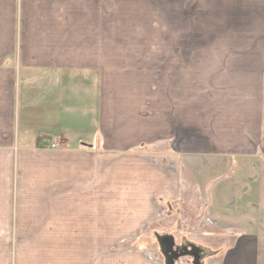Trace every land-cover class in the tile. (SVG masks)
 Listing matches in <instances>:
<instances>
[{"label": "crops", "instance_id": "crops-1", "mask_svg": "<svg viewBox=\"0 0 264 264\" xmlns=\"http://www.w3.org/2000/svg\"><path fill=\"white\" fill-rule=\"evenodd\" d=\"M184 257L264 264V0H0V264Z\"/></svg>", "mask_w": 264, "mask_h": 264}, {"label": "rangeland", "instance_id": "rangeland-1", "mask_svg": "<svg viewBox=\"0 0 264 264\" xmlns=\"http://www.w3.org/2000/svg\"><path fill=\"white\" fill-rule=\"evenodd\" d=\"M165 225L166 223L164 221L160 222L157 224V230L159 229V231L162 233L164 232V228H165ZM169 230V229H168ZM183 242H185L186 240V237H181V239ZM175 241L177 242V238L175 237ZM153 248L156 250V252L162 256V260L167 261V257L164 256V254H162V244H161V241L158 240V238L154 239V242H153ZM205 252H208L207 250H205ZM177 264H191V259L190 258H181L180 260H178V263Z\"/></svg>", "mask_w": 264, "mask_h": 264}, {"label": "built area", "instance_id": "built-area-1", "mask_svg": "<svg viewBox=\"0 0 264 264\" xmlns=\"http://www.w3.org/2000/svg\"><path fill=\"white\" fill-rule=\"evenodd\" d=\"M60 146V137H46L44 139V147L56 149Z\"/></svg>", "mask_w": 264, "mask_h": 264}]
</instances>
